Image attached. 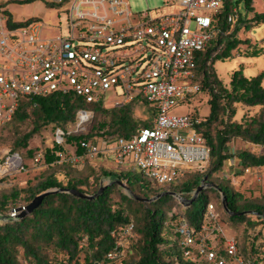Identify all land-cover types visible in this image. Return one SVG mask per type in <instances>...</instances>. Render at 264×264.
I'll return each instance as SVG.
<instances>
[{
  "label": "built area",
  "instance_id": "built-area-1",
  "mask_svg": "<svg viewBox=\"0 0 264 264\" xmlns=\"http://www.w3.org/2000/svg\"><path fill=\"white\" fill-rule=\"evenodd\" d=\"M55 1L65 5L67 24L64 33L54 36L44 35L46 25L38 18L18 23L0 11V126L13 118L25 97L71 92L88 104L103 105L141 98L154 111L152 126L140 128L129 138L82 140L84 153H73L69 159L112 153L115 163L134 162L157 184L191 170L205 171L210 148L198 125L206 115L195 105L185 113L172 110L200 98L199 52L217 38V15L224 0H168V6H177L168 12L149 7L133 12L129 0ZM228 20L234 16L230 14ZM76 116L77 131L85 130L93 111L80 108ZM63 136L64 131L57 128L55 141L64 142ZM33 160L41 163L43 154L36 153ZM239 163H232L231 173L252 172L262 180L260 171ZM0 166L4 173L26 169L17 151L8 152ZM19 212L13 208L10 215L16 217ZM133 230L130 222L123 232ZM177 231L186 258L207 264H251L239 252L236 236L224 228L214 203L208 204L200 227L183 219ZM124 258L126 251L118 240L107 259L120 262Z\"/></svg>",
  "mask_w": 264,
  "mask_h": 264
},
{
  "label": "trees",
  "instance_id": "trees-1",
  "mask_svg": "<svg viewBox=\"0 0 264 264\" xmlns=\"http://www.w3.org/2000/svg\"><path fill=\"white\" fill-rule=\"evenodd\" d=\"M241 5L244 6V11L240 9ZM230 14L234 16V20H228ZM217 17L220 27L217 38L199 52L197 66L198 79L202 85L199 97L207 95L209 102V113L198 125V130L210 148V166L204 175L198 170L188 171L184 175L188 179L180 190H183L187 198L192 196L189 191L198 187L204 177H211L222 168L226 159L231 158L232 153H228V145L232 139L239 138L264 146V72L246 76L240 67L234 69L230 80L225 82L215 68L218 60L233 58L234 50L244 41L238 36L241 30H250L264 23V11L255 10L253 0H224V6ZM133 101L148 107L151 112V118H147L148 122L143 121V124L139 125L140 121L134 118L131 112V102L118 108H105L102 103L88 104L82 97L71 92H53L22 98L13 118L0 126V129L12 121L32 119L33 127L19 138L14 149L26 146L34 134L51 123L57 126L55 130H63L64 142L57 143L54 140V146L41 153L42 162L64 165L67 180L64 182L56 173L50 171L25 188L0 192V215H9L13 208L28 204L37 194L50 188H73L95 194L100 189L98 181L101 175L121 178L134 195L142 198L157 196L167 190L175 191L169 186L160 188L159 184L146 176L140 179L128 169L102 168L98 172L93 166H88L84 170L86 172H73L70 161L60 157L67 143L75 144L76 153L83 154L84 149L80 145L82 140L96 141L100 136L107 137L109 141L119 136L129 138L140 128L152 126V107L141 98ZM240 104L247 107L259 106L260 109L256 113H244L241 118H237ZM80 108L93 111L87 125L92 122L96 113L104 112L110 115V120L108 124L104 121L99 127H111L103 132L97 128L69 131L67 126L77 120L76 115ZM15 151L22 155L25 163L27 157L34 158L36 154L32 149H28L27 154ZM237 156L245 167H264V152L243 149ZM90 177L95 185L91 184ZM212 183L217 184L219 191L207 188L186 206L171 194L144 201L123 192L119 193L121 203L115 204L112 202V195L120 188L117 182L107 185L99 195L92 198L65 191L50 193L33 212L0 222V264H207L184 256L177 227L183 219L200 227L205 219L208 204L214 203L213 200L220 205L216 208L222 212L221 223L224 228L236 236L239 252L248 258L251 264H264L262 224L256 226V223L252 222L251 226L246 225L242 234L230 232L231 222L244 221L248 211L264 215V193L258 198L247 199L229 182L220 180L219 184L214 181ZM209 189L215 191L217 196L212 197L208 193ZM21 192L25 195L21 196ZM168 195L171 202L169 207H165L163 198ZM201 198L205 199V205L203 210L199 211L196 201ZM223 201L231 212L248 213L237 215L227 212L224 210ZM176 202L181 203L182 209L175 208ZM131 216L138 233V240L134 245L135 254L120 262H112L107 259V253L120 239L124 227L132 222ZM81 254L84 256L83 261L80 260ZM59 255L61 258L58 260Z\"/></svg>",
  "mask_w": 264,
  "mask_h": 264
},
{
  "label": "rangeland",
  "instance_id": "rangeland-1",
  "mask_svg": "<svg viewBox=\"0 0 264 264\" xmlns=\"http://www.w3.org/2000/svg\"><path fill=\"white\" fill-rule=\"evenodd\" d=\"M130 6L133 12H139L142 10H146L149 8H161L163 12L175 11L176 7H170L167 5L168 0H129ZM254 8L257 11H264V0H253ZM240 9L244 11V6L241 5ZM0 11H4L8 13L11 17H13L18 23H25L30 19L38 18L40 19L46 26L44 29V35L46 36H54L64 33L66 31L67 24V14L64 4H60L55 0H32L28 2H20L19 0H0ZM239 38H241L242 43L239 44V48L234 50L233 58L226 60H218L215 63V68L221 78L224 79L225 82H228L231 76V72L234 69L242 67L243 73L246 76H253L260 72H264V23L256 26L250 30H241L238 33ZM257 52L260 53L258 55H253L251 53ZM264 82V80H263ZM111 93H107L108 98H112ZM129 103V102H128ZM128 103L122 104H113L107 103L104 105L105 108H118L124 106ZM132 103V114L133 117L140 121L139 125H142L143 121H147V118H151V112L145 104L141 105L139 102L131 101ZM195 105L196 110L199 111L203 115H207L209 113V102L207 95H201L199 100H193L191 103H184L179 106L173 108L172 113H185L190 110V108ZM238 110L236 113L237 118H241L244 113L251 114L256 113L260 109L259 106L247 107L243 105H238ZM110 120V115L104 112H98L94 115L92 122L88 125L86 124L85 130H90L91 128H96L103 132L108 127L104 126L99 127L101 123L106 121L108 124ZM33 127V121L31 118L26 119L24 121H12L5 127L0 129V163L3 162L4 158L7 156L8 152H12L15 150H19L20 152L27 154L28 149H32L34 153H39L44 151L46 148H52L54 146L55 140V126L54 124H49L40 129L39 132L34 134L28 141L27 145L24 147H20L19 149H14L16 142L19 138L26 132H28ZM69 131H77V121L70 123L68 126ZM249 149L255 151L257 153L264 152V146H259L255 144L248 143L239 138H234L230 141L228 145V153H232L231 158H228L224 161L222 168L213 174L211 177H207L206 182L204 183V187L200 192L207 190V188H214V190H218L217 187L211 186L210 183L214 181L215 183L223 180L225 182H229L233 185L235 190H238L244 198L252 199L258 198L259 195L264 193V167L262 168L263 180L258 181L255 178L254 173H246V172H237L231 173L234 166H241L239 163L240 159L237 156V153L240 150ZM77 146L75 144H65V151L60 154V157L65 158L70 161L72 164V170H78L81 172H86V168L88 166H93L98 172L101 171L102 168H108L112 170H130L140 179H144V175L141 170L136 166L134 162L126 161L124 164L119 165L114 162V155L111 153L107 157L104 155L95 156V157H81L78 161H71L69 158L73 153H76ZM18 152V151H17ZM36 155V154H35ZM26 169L22 171L11 170L6 173L1 172L2 167L0 166V192L9 191L13 188L22 189L25 188L28 184H34L38 180H40L45 173L53 171L57 174V176L62 179L64 182L67 180V176L65 173L64 165L47 164L44 162L34 163L33 158L27 157L26 160ZM55 164V165H54ZM60 164V163H58ZM210 164L208 161L207 167L204 172L201 174H205L208 170ZM125 168V169H124ZM202 175V177H203ZM187 176H181L171 182L166 184H159V187L169 186L174 188L176 192L182 193L184 196L183 190H180L183 183L187 181ZM91 184L95 185L92 177H90ZM114 178L111 176L101 175L99 178V185L108 184L112 182ZM203 180V179H202ZM202 181L200 182V184ZM217 185V184H216ZM119 189L116 190L112 195L113 203H121L119 199V193H125L128 196L133 197V193H130L126 188L119 185ZM197 187L193 188L189 191L192 195L195 196ZM199 192V193H200ZM198 193V194H199ZM208 193L214 197L217 196V193L212 189L208 190ZM25 193L21 192V196H24ZM222 196V193H221ZM154 196H151L152 198ZM176 197V196H175ZM190 197V198H191ZM223 197V196H222ZM177 198V197H176ZM179 200V198H177ZM180 201V200H179ZM24 202V201H20ZM163 202L165 203V207H169V203L171 202L170 196H165L163 198ZM181 202V201H180ZM176 202L174 205L176 209H182L181 203ZM215 206H220L216 200H213ZM183 204V203H182ZM197 208L199 211H202L205 205V199L201 198L200 201H196ZM11 211V210H10ZM221 214L222 212L218 210ZM7 214V213H6ZM10 215V214H9ZM4 216L0 219L4 221ZM132 222L134 221L132 216L130 217ZM264 215L260 216L256 212L248 213L246 219L244 221H232V230L231 233H239L242 234L244 232V228L246 225L251 226L252 222L257 224H262L263 234H264ZM230 221V220H229ZM254 225V226H255ZM122 246H124L126 251V257L133 256L135 254L134 245L138 240V233L135 231V227L133 232H121L120 239ZM61 255L57 256L58 260L61 258ZM81 261L84 260L83 254H81Z\"/></svg>",
  "mask_w": 264,
  "mask_h": 264
},
{
  "label": "water",
  "instance_id": "water-1",
  "mask_svg": "<svg viewBox=\"0 0 264 264\" xmlns=\"http://www.w3.org/2000/svg\"><path fill=\"white\" fill-rule=\"evenodd\" d=\"M206 179H207V177H204V178H203L202 183H201V184L197 187V189H196V194H195V196H193V197H191V198H187V197L183 196L182 194H179V193L176 192V191H170V190L164 191V192L160 193L159 195L154 196V197H152V198H142V197L136 196V195H134V194H133V195H134L135 198H137V199H141V200H144V201H145V200L152 201V200L156 199L157 197H160V196H162V195H164V194H171V195H174V196H176L177 198H179V200H180L182 203L186 202V203L189 204V203H191V202L194 200V198L198 195V193H199V192L201 191V189L204 187V183L206 182ZM112 182H117L120 186L126 188L130 193H132L131 190L129 189V187L127 186L126 182H125L124 180H122L121 178L116 177V178H114V180H113ZM112 182H110V183H108V184H101L99 191H98L97 193H95V194H88V193H85V192H83V191H79V190H77V189H73V188H50V189H47V190H45V191H43V192L37 194V195L31 200V202H29L28 204L25 205V208H24V209H22L21 206L16 207L15 209H16L17 211L20 210L18 216L13 217L12 215H5V216H4V220H13V219H17V218H20V217H22V216L28 214V213L33 212L34 209H35L36 207H38V206L41 204V202L43 201V199H44L47 195H49L50 193H53V192H56V191H65V192H70V193H72V194L78 195V196H80V197H88V198H92V197H94V196L99 195V193H101V192L104 190V188H105L107 185L111 184ZM210 185L218 188V186L215 185V184H213V183H210ZM223 207H224V209H225L227 212H230V213H232V214H237V215H240V214H242V213H248V212H249V213H250V212L252 213V212H253V211H248V212H231L230 209L228 208L227 203H226L225 201H223ZM2 216H3V215H0V219L2 218Z\"/></svg>",
  "mask_w": 264,
  "mask_h": 264
},
{
  "label": "crops",
  "instance_id": "crops-1",
  "mask_svg": "<svg viewBox=\"0 0 264 264\" xmlns=\"http://www.w3.org/2000/svg\"><path fill=\"white\" fill-rule=\"evenodd\" d=\"M229 80H230V79H229ZM262 168H263V167H261V166H255V167H254L255 171H260L261 174H262V171H261ZM255 178H256V176H255ZM262 180H263V175H262ZM262 180H261V181H262Z\"/></svg>",
  "mask_w": 264,
  "mask_h": 264
}]
</instances>
